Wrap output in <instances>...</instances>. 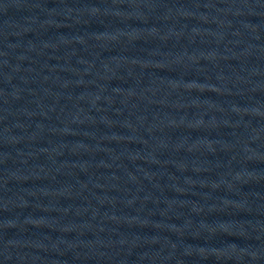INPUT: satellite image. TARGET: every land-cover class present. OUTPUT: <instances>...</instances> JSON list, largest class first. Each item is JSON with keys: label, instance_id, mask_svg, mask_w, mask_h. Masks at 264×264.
<instances>
[{"label": "water", "instance_id": "95a60500", "mask_svg": "<svg viewBox=\"0 0 264 264\" xmlns=\"http://www.w3.org/2000/svg\"><path fill=\"white\" fill-rule=\"evenodd\" d=\"M0 264H264V0H0Z\"/></svg>", "mask_w": 264, "mask_h": 264}]
</instances>
